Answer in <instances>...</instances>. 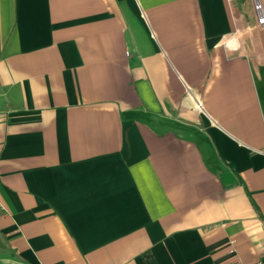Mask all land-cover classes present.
Wrapping results in <instances>:
<instances>
[{
    "label": "crops",
    "instance_id": "obj_1",
    "mask_svg": "<svg viewBox=\"0 0 264 264\" xmlns=\"http://www.w3.org/2000/svg\"><path fill=\"white\" fill-rule=\"evenodd\" d=\"M243 22L230 0H0L1 252L264 260V25Z\"/></svg>",
    "mask_w": 264,
    "mask_h": 264
},
{
    "label": "rangeland",
    "instance_id": "obj_2",
    "mask_svg": "<svg viewBox=\"0 0 264 264\" xmlns=\"http://www.w3.org/2000/svg\"><path fill=\"white\" fill-rule=\"evenodd\" d=\"M230 2L232 13L233 15H235V17H238V22L241 23L245 21L243 23L247 25L248 23H251L252 20H254V22L256 23V28L261 31V27H259L258 23L255 21V11L253 10L254 0H230ZM262 2H264V0H262ZM245 29L247 28H244L243 30ZM244 36L246 35L241 33V37L243 38ZM15 259L16 258L12 256L10 251L3 250L1 252L0 250V264H21Z\"/></svg>",
    "mask_w": 264,
    "mask_h": 264
},
{
    "label": "built area",
    "instance_id": "obj_3",
    "mask_svg": "<svg viewBox=\"0 0 264 264\" xmlns=\"http://www.w3.org/2000/svg\"><path fill=\"white\" fill-rule=\"evenodd\" d=\"M253 8L256 12V16H257V22L260 25H264V2H262V0H254L253 2ZM197 106L202 109L203 105L201 104V102H197ZM4 211L5 207L3 205V203L0 201V211ZM236 261H238V259L236 258ZM255 264H264V260H257V262Z\"/></svg>",
    "mask_w": 264,
    "mask_h": 264
}]
</instances>
